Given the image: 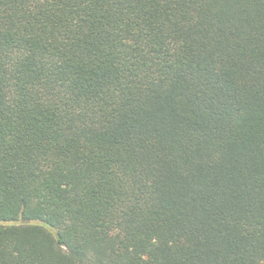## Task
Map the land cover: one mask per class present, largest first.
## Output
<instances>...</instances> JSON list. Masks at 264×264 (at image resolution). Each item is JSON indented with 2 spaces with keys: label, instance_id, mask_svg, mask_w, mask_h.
<instances>
[{
  "label": "trees",
  "instance_id": "trees-1",
  "mask_svg": "<svg viewBox=\"0 0 264 264\" xmlns=\"http://www.w3.org/2000/svg\"><path fill=\"white\" fill-rule=\"evenodd\" d=\"M0 264H264V0H0Z\"/></svg>",
  "mask_w": 264,
  "mask_h": 264
}]
</instances>
